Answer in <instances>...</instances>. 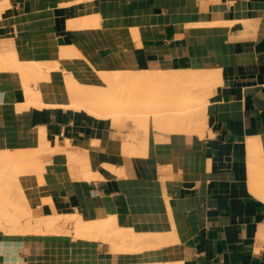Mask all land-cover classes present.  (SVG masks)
<instances>
[{
	"label": "crops",
	"instance_id": "crops-1",
	"mask_svg": "<svg viewBox=\"0 0 264 264\" xmlns=\"http://www.w3.org/2000/svg\"><path fill=\"white\" fill-rule=\"evenodd\" d=\"M0 54V152L52 150L10 201L33 218H112L111 234L126 232L14 233L3 219L0 264H264V0H0ZM201 70L219 76L201 134L150 119L145 135L68 107L70 79L159 74L168 91L169 78Z\"/></svg>",
	"mask_w": 264,
	"mask_h": 264
},
{
	"label": "bare ground",
	"instance_id": "bare-ground-1",
	"mask_svg": "<svg viewBox=\"0 0 264 264\" xmlns=\"http://www.w3.org/2000/svg\"><path fill=\"white\" fill-rule=\"evenodd\" d=\"M1 56H3V55L0 54V57ZM8 56H9V54H8ZM10 56H12V55H10ZM4 57L6 58V54L4 55ZM3 58H1V60ZM5 58H4V60H5ZM12 58H13V56H12ZM4 60H2L3 64L5 62ZM6 60H7V58H6ZM13 62H15V60H13ZM9 64L7 62V66H9ZM2 65H1V67H2ZM26 68H28V67H26ZM14 69H15V66H14ZM29 69L32 70V72H34V73H39L40 76L42 75V72L45 73V71H46L44 69V66L42 64H38V63H34L31 66V68L29 67ZM43 69L45 71H43ZM57 69H59V67ZM27 71H29V70H27ZM20 72H21V70H20ZM102 74H104L103 79L106 82L105 87L82 86V85L77 84L73 79H70L68 82V86H69V90H70V94H71V102L69 103L68 107L73 108L75 110L76 109L77 110H86L90 113V115L93 114V115L101 117V118H111L112 119L113 117L117 116L118 119H120V118L122 119V117H121L122 115L121 116H119V115L122 113H126L127 115L125 114V116H129L131 119L141 120L142 122L144 121L145 123L147 122L146 126L148 128H149L150 119H152L153 125H157L159 127L165 128L166 132L191 131L192 133L198 132L200 134L202 132L201 129L205 128L204 112H205V107L208 103V96L207 95L210 94V92L208 94H207V92L209 90H212L209 88H212L216 84V82H218V81H216V77H219V76H216V72H209L207 70H206V72H203V71L202 72H193V73L190 72L189 74H185L183 76L178 74V76H175L171 79L169 78L167 80L168 85H166V86L172 87L171 88L172 91H171V89L168 88V91H169L168 92V91H166L167 89L165 90L164 86H163L164 88L159 86L160 85V79H163V77L159 74H146V73L145 74H125V73H108V74L106 73L105 74L104 72ZM28 79H30V77ZM26 80L27 79L25 78V81ZM207 88H208V91H206ZM163 89H164V91H163ZM32 91L29 90L28 91L29 95L27 94L28 96L26 95V97L29 98L30 103H35V99L37 98V94L34 93V90H32ZM30 105H33V104H30ZM66 107H67V105H66ZM135 120H133V121H135ZM142 128L144 129L145 127H142ZM142 128H140V129H142ZM145 133H146V130H145ZM45 143L47 144V140ZM48 143H50V142H48ZM39 144H38V146H39ZM46 144L43 145L41 147V149L31 151V152H19V153L17 152L16 153L15 152L16 150L14 151L15 153L13 152L14 154L9 153V152L8 153L2 152V151L0 152V200L3 199L2 201H5V203L7 202L6 204H4L1 201L4 208H2L1 207L2 204H0V227H2L3 230L4 229L6 230L10 226L9 222H11V226H10L11 228L10 229H12L11 232L13 231L14 233H15V231H22V232H34V233H58L59 234V233H67L70 231L66 227L67 223L70 222V223H72V227H73L72 231H73V234L75 237H84V238H89V239H100V240L103 239L104 241H106V238H108L107 234L110 233L109 234L110 237L112 235L113 236L112 240H114V236H116L117 233H115V235H113L111 233H114L116 230H120L121 228H119L116 225V223L113 221L112 218L111 219L108 218V220H103V221L101 220V221H95V222L84 221L80 217H78V215L76 216L75 214L74 215H56V214H54V215H47L45 217L40 216V218H38V217L33 218L31 216L32 213L29 211L30 209L27 210L26 206H25L26 208L22 206V205L26 204V203H23L24 201L22 202V204H19L18 206H17V204L14 203V201H15L14 197L12 198L13 202L10 201V199H11V198L9 199V196H10L9 193L10 192L12 193V194L10 193L11 195H13V193L18 192V193H16L18 195V199H20V197H23L22 195H20V194H22V193H20V191L22 190V185L21 186L19 185L21 183L19 182L18 177L21 173H24L26 171L29 172L30 170L31 171L32 170H39V168L41 166L40 162H42V161L39 162V160L41 158L38 159V157L41 153L49 150L48 149L49 147H47ZM66 145H68V144H66ZM96 145H98V144H96ZM256 147H258V146L256 145ZM66 149H67V146H66ZM54 150H56V147ZM255 150H256V148H255ZM258 150L259 149H257L256 151H258ZM261 150H263V149H261ZM49 151L52 152V150H49ZM261 154H262V152H261ZM261 154H260V156H262ZM253 155H255V154L253 153ZM76 156L77 155H75V157ZM263 156H264V154H263ZM75 157L72 158L73 161H74ZM255 157L256 156H254L253 159H255ZM81 159H83V158H81ZM263 159H261V160H263ZM70 161H72V160H70ZM79 162L81 163V160ZM250 164H252V162ZM258 164H259V162H258ZM260 164H262V163L260 162ZM260 164H259V166H261ZM259 166L257 165V167H259ZM257 167H256V173H258V175H259L260 169L257 170ZM41 168H43V167H41ZM260 168L263 169V166H261ZM251 169H254V168L252 167ZM41 171L45 172V170H43V169H41ZM262 171L260 172L261 173L260 175L262 178V185L264 187V171L263 172ZM253 175L255 176V173ZM89 176H90V174H89ZM38 178H41V175ZM256 180H254V181L256 182ZM18 182H19V184H18ZM43 183H45V182H43ZM258 184H259V182H258ZM260 184H259V186H260ZM255 185H257V184H255ZM262 185H261V188L264 189L262 187ZM19 186L21 187V189L19 188ZM253 188L255 189V187H253ZM255 190H257V188ZM14 191H16V192H14ZM256 192H259V191H256ZM261 194H262V192H261ZM256 195H258V194H256ZM25 199H26V197H25ZM16 200H17V198H16ZM23 200H24V198H23ZM14 207H18L17 208V214L18 215L16 214V216L12 212V208H14ZM38 210L41 213V210L40 209H38ZM35 211L32 210V212H35ZM37 213H39V212L37 211ZM12 216H13V218H12ZM18 216L20 218L24 217V218L28 219L26 223L24 222L25 225L24 224L22 225L21 223L18 222L21 219H23V218H21V219L17 220ZM3 219L8 221V223H9V225H8V223L6 224L8 226L7 228L5 227V224L1 223V221L2 222L4 221ZM114 219H115V217H114ZM61 222H63V224H61L60 226H57V224H59ZM124 230L122 229V231H124ZM126 231L128 234L129 233L128 230H126ZM124 232H122L120 234V237L124 236V235L121 236ZM119 233H120V231H118V234ZM124 234H126V232ZM131 234H132V232H130L129 235H131ZM127 236H126V238H127ZM118 237L119 236L117 235L115 237V240H117ZM132 237H133V234H132ZM134 238H136V236ZM108 239L110 240L111 238H108ZM121 240H123V238ZM131 240L126 239V241H130V242H131ZM134 241H135V239H134ZM132 242H133V240H132ZM125 243H124V245H125ZM154 264H156V263H154ZM157 264H159V263H157ZM175 264H177V263H175Z\"/></svg>",
	"mask_w": 264,
	"mask_h": 264
},
{
	"label": "rangeland",
	"instance_id": "rangeland-1",
	"mask_svg": "<svg viewBox=\"0 0 264 264\" xmlns=\"http://www.w3.org/2000/svg\"><path fill=\"white\" fill-rule=\"evenodd\" d=\"M209 88V87H208ZM208 88L206 89V91H208ZM209 89H212V88H209ZM209 92H210V90H209ZM208 97H209V95H208ZM125 114L126 113H122V114H120L119 116H121L122 118H124L125 120H129V121H131V122H133V124H134V126H135V128H136V131L137 132H139V131H143L144 132V134L146 135L147 134V131H148V127L146 126V124H147V122L145 123L144 121L142 122L141 120H135V119H131L129 116H125ZM127 115V114H126ZM118 116V117H119ZM126 117V118H125ZM120 118V117H119ZM130 118V119H129ZM112 119H114L115 121H118V120H120V119H118L117 118V116H115V117H113ZM133 120H135V121H133ZM139 122V123H138ZM139 124V125H138ZM142 125V126H141ZM142 127H145L144 129L142 128ZM147 127V128H146ZM154 127L156 128V129H158V130H160V131H164L165 132V128H163V127H159V126H157V125H154ZM159 127V128H158ZM140 128H142V129H140ZM145 130H146V133H145ZM11 193V192H10ZM10 193H9V195H10ZM10 197V196H9ZM0 204H2V202H0ZM15 204H17V206L19 205V204H21L19 201L17 202V203H15ZM2 208H4L3 207V204H2V206H1ZM17 208L18 207H14V208H12V212L16 215L17 214ZM61 224H63V222H61V223H59V224H57V226H60ZM70 226H71V228H70ZM66 227L70 230L69 232H67V233H69V234H73V227H72V223H67V225H66ZM74 235V234H73ZM120 238V237H119Z\"/></svg>",
	"mask_w": 264,
	"mask_h": 264
}]
</instances>
